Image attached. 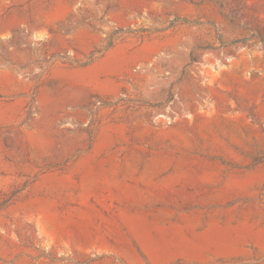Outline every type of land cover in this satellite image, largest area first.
Masks as SVG:
<instances>
[{
    "label": "rangeland",
    "instance_id": "1",
    "mask_svg": "<svg viewBox=\"0 0 264 264\" xmlns=\"http://www.w3.org/2000/svg\"><path fill=\"white\" fill-rule=\"evenodd\" d=\"M0 264H264V0H0Z\"/></svg>",
    "mask_w": 264,
    "mask_h": 264
}]
</instances>
